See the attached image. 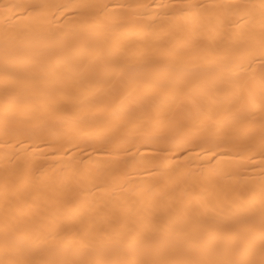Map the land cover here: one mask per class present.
I'll use <instances>...</instances> for the list:
<instances>
[{"label":"bare ground","instance_id":"bare-ground-1","mask_svg":"<svg viewBox=\"0 0 264 264\" xmlns=\"http://www.w3.org/2000/svg\"><path fill=\"white\" fill-rule=\"evenodd\" d=\"M0 264H264V0H0Z\"/></svg>","mask_w":264,"mask_h":264}]
</instances>
